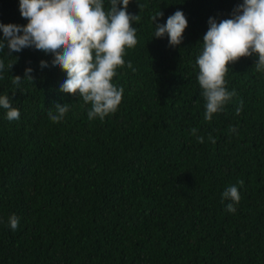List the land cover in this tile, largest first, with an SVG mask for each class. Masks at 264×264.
<instances>
[{"label":"trees","instance_id":"16d2710c","mask_svg":"<svg viewBox=\"0 0 264 264\" xmlns=\"http://www.w3.org/2000/svg\"><path fill=\"white\" fill-rule=\"evenodd\" d=\"M241 3L132 0L137 44L113 79L122 103L103 121L61 92L67 74L53 56L0 51V96L21 114L9 121L0 108V264H264V72L255 56L230 64L225 87L236 95L207 121L195 63L209 19H229ZM178 10L188 27L173 47L154 38L152 16L162 11V25ZM27 23L20 0H0V24ZM57 103L69 111L53 123ZM232 185L234 213L222 198Z\"/></svg>","mask_w":264,"mask_h":264},{"label":"clouds","instance_id":"9594fccd","mask_svg":"<svg viewBox=\"0 0 264 264\" xmlns=\"http://www.w3.org/2000/svg\"><path fill=\"white\" fill-rule=\"evenodd\" d=\"M132 0H20L21 16L28 21L26 26L3 25V40L0 51L6 47L8 53H19L25 48H34L54 57L52 65L67 74L61 85V92L82 99L90 105L88 119L103 121L114 114L122 103L124 89L117 88L113 79L117 69L125 64V50L137 44L136 29L133 22L139 16L128 12ZM123 5V7H119ZM140 8L143 6L140 5ZM162 11L152 16L155 23L154 38L165 35L170 46H179L183 41L188 21L182 11H176L167 18L165 24H156ZM209 28L203 37L202 51L196 59L197 80L205 100V120L211 121L214 114L224 110V106L236 95L225 87V77L229 65L242 58H257L255 70L264 72V0H243L229 19L217 22L210 18ZM21 33H23L21 35ZM41 68L48 67L41 61ZM132 68L131 62L127 65ZM0 61V71L4 70ZM9 70L13 64L8 65ZM135 71V69H133ZM33 69L27 68L25 79L33 82ZM22 79L13 77L12 83L20 85ZM0 108L7 110L9 121H18L20 111L12 106L7 95L0 96ZM243 102L236 109L240 115ZM69 111L68 104H55L48 113L53 123L62 121ZM197 129H192L195 136ZM235 132L236 129H230ZM212 143L215 140L209 137ZM203 143V137L197 138ZM242 185L243 181H239ZM223 200L231 201L227 211L234 213L235 205L241 200L235 185L229 186L222 194ZM9 226L16 230L19 219L9 217Z\"/></svg>","mask_w":264,"mask_h":264}]
</instances>
